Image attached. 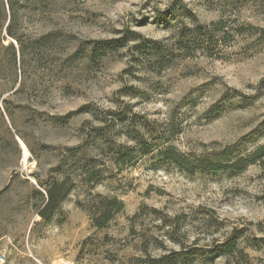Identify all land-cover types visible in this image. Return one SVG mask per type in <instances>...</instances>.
Instances as JSON below:
<instances>
[{
  "label": "rangeland",
  "instance_id": "374dc122",
  "mask_svg": "<svg viewBox=\"0 0 264 264\" xmlns=\"http://www.w3.org/2000/svg\"><path fill=\"white\" fill-rule=\"evenodd\" d=\"M263 143L264 0H0V264H264Z\"/></svg>",
  "mask_w": 264,
  "mask_h": 264
},
{
  "label": "trees",
  "instance_id": "16d2710c",
  "mask_svg": "<svg viewBox=\"0 0 264 264\" xmlns=\"http://www.w3.org/2000/svg\"><path fill=\"white\" fill-rule=\"evenodd\" d=\"M174 149L172 147H167L163 151V155L167 156L168 160H173ZM148 154V153H146ZM264 157V143L262 146L256 149V151L245 157H238L236 159H223L222 161L225 165L220 166L216 165L212 168L213 171H221V170H231L235 172L243 171L247 166L255 165L258 160H261ZM74 185L72 183H68L66 179L61 181H55L52 184L48 185L44 189L45 198L41 207H39L36 211L37 216L44 222H50L59 208L60 204L68 197L70 192L72 191ZM38 194L43 197V194L38 192ZM264 201V196L262 197ZM122 208V204L117 202L115 198L108 199L107 205L103 207V209L94 215L92 218V223L95 228L101 229L108 222H110L113 217L120 212ZM260 225L257 226L259 228ZM261 233V237L258 239L249 240V244L254 251H263L264 253V230H259ZM244 231L242 230H232L229 237H227L222 243L218 244L214 249L212 254L220 253L225 256L234 257L235 255L240 258H246L242 249L237 247V241L243 238ZM149 264H162L160 261L151 260Z\"/></svg>",
  "mask_w": 264,
  "mask_h": 264
},
{
  "label": "bare ground",
  "instance_id": "6f19581e",
  "mask_svg": "<svg viewBox=\"0 0 264 264\" xmlns=\"http://www.w3.org/2000/svg\"><path fill=\"white\" fill-rule=\"evenodd\" d=\"M27 155V151H26V149L24 148V156H26Z\"/></svg>",
  "mask_w": 264,
  "mask_h": 264
}]
</instances>
